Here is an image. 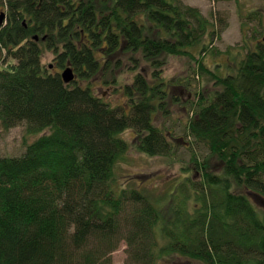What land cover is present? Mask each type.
<instances>
[{"label":"trees","instance_id":"16d2710c","mask_svg":"<svg viewBox=\"0 0 264 264\" xmlns=\"http://www.w3.org/2000/svg\"><path fill=\"white\" fill-rule=\"evenodd\" d=\"M2 11L0 123L49 133L20 156H0V264H110L122 241L126 264L170 255L264 264V211L250 198L264 202L263 39H246L243 59L223 77L196 60L180 83L191 95L182 103L163 67L166 56L215 36L197 8L181 0H0ZM262 19L252 12L244 21L254 40L264 31L250 24L263 28ZM46 52L58 71L43 65ZM141 61L154 68L151 77ZM68 66L76 74L69 84L61 76ZM125 67L135 73L123 86L128 110L92 89L101 74L117 85ZM199 73L213 90L197 85ZM170 101L182 103L186 120L161 129L156 114L171 117ZM129 130L141 153L191 166L166 211L146 189L112 188Z\"/></svg>","mask_w":264,"mask_h":264},{"label":"rangeland","instance_id":"374dc122","mask_svg":"<svg viewBox=\"0 0 264 264\" xmlns=\"http://www.w3.org/2000/svg\"><path fill=\"white\" fill-rule=\"evenodd\" d=\"M181 1L185 5L197 8L208 19L211 25L210 30L216 33L213 38L206 36L202 45L186 49V51L179 55L166 56L163 75L165 81L170 83L168 91H172L175 97L181 99L180 102L185 103L187 99H191V95L188 94V89L182 87L180 83L184 81L183 79L191 76L193 70H197L195 68L198 65L196 60L204 59L203 61L209 71L213 72L215 76L223 77L232 73L237 63L243 59L244 52L240 50V47H242L246 39H249L250 43L262 42L264 33L254 40L251 37L253 33L248 32L247 27L244 26V21L250 13H260L263 18V28L258 27V24L252 23L250 24V31L256 27L264 31V0ZM241 16H243V22L240 18ZM203 46H206V51L202 49ZM42 63L49 70H57V63L53 53L46 52ZM141 67L146 69L149 77H151L154 68H151L152 66L146 63V61H141ZM118 74L119 82L117 85L112 84L111 80H108L110 78L106 79V76L101 74L92 81V89L105 103L113 107L124 106L128 110V97L125 95L123 86L133 82L135 73L125 67ZM196 78L197 85H204L206 86L205 88L213 90L215 82L210 78L208 79L207 75L199 73ZM189 89L192 90L194 88L189 87ZM182 103L172 104L170 101L169 109L171 117L166 119L163 113H158L156 114L155 124L161 129H166L168 124L170 126L174 122L185 121L186 115ZM166 122L168 123L166 124ZM48 133L49 131L40 134H30L27 132L25 125L7 130L0 123V156H20L24 154L28 144L35 142L41 136ZM122 138L129 143L130 147L129 151L119 159L115 166V179L112 183V188L117 193H120L127 187L141 190L146 189V194L150 195L153 200H158L162 211H166L167 207L163 205L169 201L176 187L185 181L190 174H193L191 166L185 161L174 162L167 157H150L141 153L137 147L136 133L132 130L122 134ZM175 146L180 148V143ZM221 167L222 164L216 162V169H213L215 172H218ZM195 177L198 178V176ZM250 198L260 212L264 211V202L261 198L254 195L250 196ZM126 249L127 246L122 241L119 248L111 254L110 264H126L128 260ZM157 264L202 263L187 257L170 255L160 258Z\"/></svg>","mask_w":264,"mask_h":264},{"label":"water","instance_id":"95a60500","mask_svg":"<svg viewBox=\"0 0 264 264\" xmlns=\"http://www.w3.org/2000/svg\"><path fill=\"white\" fill-rule=\"evenodd\" d=\"M5 17H6V14L4 12L0 14V26L3 25V21H4ZM35 39L37 40L38 37H35ZM61 76H62L64 82L67 84H69L75 80V73L71 67H68L67 69H65V71L62 73Z\"/></svg>","mask_w":264,"mask_h":264}]
</instances>
